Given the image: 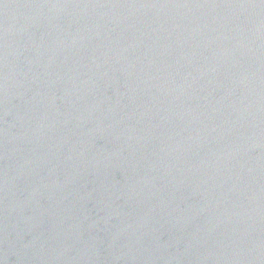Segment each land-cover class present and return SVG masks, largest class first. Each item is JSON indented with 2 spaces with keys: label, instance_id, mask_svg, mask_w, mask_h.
<instances>
[{
  "label": "water",
  "instance_id": "95a60500",
  "mask_svg": "<svg viewBox=\"0 0 264 264\" xmlns=\"http://www.w3.org/2000/svg\"><path fill=\"white\" fill-rule=\"evenodd\" d=\"M0 264H264V0H0Z\"/></svg>",
  "mask_w": 264,
  "mask_h": 264
}]
</instances>
